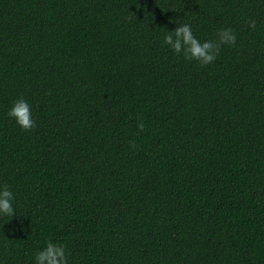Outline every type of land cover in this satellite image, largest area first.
<instances>
[{
  "label": "trees",
  "instance_id": "obj_1",
  "mask_svg": "<svg viewBox=\"0 0 264 264\" xmlns=\"http://www.w3.org/2000/svg\"><path fill=\"white\" fill-rule=\"evenodd\" d=\"M170 20L236 45L201 66ZM3 184L0 264H264V0H0Z\"/></svg>",
  "mask_w": 264,
  "mask_h": 264
},
{
  "label": "clouds",
  "instance_id": "obj_2",
  "mask_svg": "<svg viewBox=\"0 0 264 264\" xmlns=\"http://www.w3.org/2000/svg\"><path fill=\"white\" fill-rule=\"evenodd\" d=\"M177 23V27L172 31H167L164 35V43L170 47L177 55H183L186 60L196 61L201 66L213 63L223 46H235L237 37L231 28L217 30L214 40L197 39L187 23L169 21ZM251 29L256 28V21L249 19L246 21ZM7 115L14 119L22 130L29 131L35 127L30 104L21 97L13 102ZM145 125L138 123V130L143 131ZM131 148L135 149L136 144L129 141ZM14 193L7 184L0 185V215L13 217L15 209L13 207ZM36 264H68L66 247L62 243H54L51 240L46 242V246L35 254Z\"/></svg>",
  "mask_w": 264,
  "mask_h": 264
}]
</instances>
